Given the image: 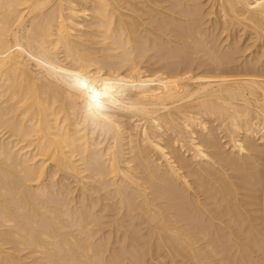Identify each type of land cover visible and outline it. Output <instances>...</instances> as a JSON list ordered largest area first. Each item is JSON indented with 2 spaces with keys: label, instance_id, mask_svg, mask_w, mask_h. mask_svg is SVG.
Returning a JSON list of instances; mask_svg holds the SVG:
<instances>
[{
  "label": "bare ground",
  "instance_id": "bare-ground-1",
  "mask_svg": "<svg viewBox=\"0 0 264 264\" xmlns=\"http://www.w3.org/2000/svg\"><path fill=\"white\" fill-rule=\"evenodd\" d=\"M0 264H264V0H0Z\"/></svg>",
  "mask_w": 264,
  "mask_h": 264
},
{
  "label": "snow or ice",
  "instance_id": "snow-or-ice-1",
  "mask_svg": "<svg viewBox=\"0 0 264 264\" xmlns=\"http://www.w3.org/2000/svg\"><path fill=\"white\" fill-rule=\"evenodd\" d=\"M77 83H78L79 88L92 92V100L96 103V106H99V97L103 95L104 93L98 92L95 89L90 88L88 81L86 79L78 78ZM107 87L108 85L105 83L104 85L105 92L107 90Z\"/></svg>",
  "mask_w": 264,
  "mask_h": 264
},
{
  "label": "rangeland",
  "instance_id": "rangeland-1",
  "mask_svg": "<svg viewBox=\"0 0 264 264\" xmlns=\"http://www.w3.org/2000/svg\"><path fill=\"white\" fill-rule=\"evenodd\" d=\"M222 40V39H221ZM242 43V42H241ZM222 44H224V43H222ZM249 52V51H248ZM249 54V53H248ZM245 55H246V53H245Z\"/></svg>",
  "mask_w": 264,
  "mask_h": 264
}]
</instances>
